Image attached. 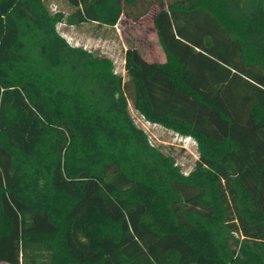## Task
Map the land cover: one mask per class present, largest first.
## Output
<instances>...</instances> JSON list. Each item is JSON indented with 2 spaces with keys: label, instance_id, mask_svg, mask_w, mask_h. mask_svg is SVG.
<instances>
[{
  "label": "trees",
  "instance_id": "trees-1",
  "mask_svg": "<svg viewBox=\"0 0 264 264\" xmlns=\"http://www.w3.org/2000/svg\"><path fill=\"white\" fill-rule=\"evenodd\" d=\"M66 3L0 0V262L264 264V0ZM153 5L165 62L130 44L124 75L57 30ZM132 112L194 141L187 175Z\"/></svg>",
  "mask_w": 264,
  "mask_h": 264
},
{
  "label": "rangeland",
  "instance_id": "rangeland-1",
  "mask_svg": "<svg viewBox=\"0 0 264 264\" xmlns=\"http://www.w3.org/2000/svg\"><path fill=\"white\" fill-rule=\"evenodd\" d=\"M164 1L167 2L169 0ZM47 2L51 11L55 12L60 10L65 13L70 12L66 0H47ZM157 10V6L153 5L144 17L137 20L122 15L118 25L114 29L107 27L95 28L91 25H83L80 27L59 25L57 30L69 44L81 46L95 54L112 59L116 72L124 75L121 44L123 41L135 45L143 53L156 49L153 50V54L155 55L153 60L158 59L156 54L157 52L159 53L160 49L153 27V17ZM132 117L134 118L135 124L148 135L151 145L161 148L165 154L174 157L175 163L180 167L183 175H187L192 170L197 160L196 145L192 139L186 140L184 137H180L157 125H148L133 112ZM59 180L61 185L65 183L64 179L59 178ZM97 207H100L99 203H92L86 197L79 206L78 212H82L84 216L87 211ZM76 237L78 238V244L74 245V248L80 251L82 255L93 256L91 243L78 235ZM0 264L6 263L0 262Z\"/></svg>",
  "mask_w": 264,
  "mask_h": 264
},
{
  "label": "crops",
  "instance_id": "crops-1",
  "mask_svg": "<svg viewBox=\"0 0 264 264\" xmlns=\"http://www.w3.org/2000/svg\"><path fill=\"white\" fill-rule=\"evenodd\" d=\"M122 16V15H121ZM120 16V18H121ZM124 16V15H123ZM120 21V19H119ZM118 21V23H119ZM118 25V24H117ZM116 25V26H117ZM116 26L114 28H116ZM157 39V37H156ZM122 42V41H121ZM122 51H123V58H122V63H123V72H124V52L125 50L130 46V43L127 42V41H123L122 43ZM157 44H158V41H157ZM135 47V49L139 52V54L141 55V57L148 63H164L165 62V56H164V53L162 51V49L160 48L159 44H158V47L160 49L159 53L157 52L156 56H157V60H153V57L155 56L153 54V50H156V49H153V50H150V51H147L145 53L141 52L139 48H137L135 45H133Z\"/></svg>",
  "mask_w": 264,
  "mask_h": 264
},
{
  "label": "built area",
  "instance_id": "built-area-1",
  "mask_svg": "<svg viewBox=\"0 0 264 264\" xmlns=\"http://www.w3.org/2000/svg\"><path fill=\"white\" fill-rule=\"evenodd\" d=\"M141 120H142L144 123H146V124H148V125H151V124L145 122L142 118H141ZM185 139H186V140H189V139H191V138H185Z\"/></svg>",
  "mask_w": 264,
  "mask_h": 264
}]
</instances>
